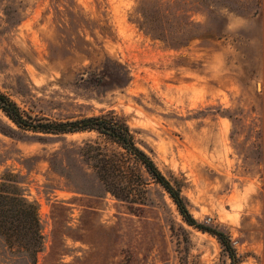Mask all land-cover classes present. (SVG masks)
I'll return each instance as SVG.
<instances>
[{
	"label": "rangeland",
	"instance_id": "374dc122",
	"mask_svg": "<svg viewBox=\"0 0 264 264\" xmlns=\"http://www.w3.org/2000/svg\"><path fill=\"white\" fill-rule=\"evenodd\" d=\"M140 6L171 14L188 45L141 29ZM0 91L52 120L122 116L239 264H264V0H0ZM4 126L0 183L36 205L37 264H229L158 184L140 207L108 192L82 155L97 133L23 131L0 111ZM9 263L28 258L0 239Z\"/></svg>",
	"mask_w": 264,
	"mask_h": 264
},
{
	"label": "trees",
	"instance_id": "16d2710c",
	"mask_svg": "<svg viewBox=\"0 0 264 264\" xmlns=\"http://www.w3.org/2000/svg\"><path fill=\"white\" fill-rule=\"evenodd\" d=\"M136 15V23L141 29L169 47L177 49L187 46L192 39L188 38L186 43H180L177 39L173 41L172 34L184 31V28L175 26L171 14L140 6ZM0 111L17 129L23 131L44 134L85 131L97 133L101 141L87 140V147L83 148L82 155L91 161L108 192L131 207H140L147 200L148 184L151 181L158 184L171 198L185 223L214 236L229 259V264L240 263L228 232L200 222L192 215L181 193V186L166 177L152 157L137 144L133 131L122 116L114 111H106L75 119L52 120L23 110L1 91ZM0 131L10 136L16 133L10 126L0 127ZM7 180L13 182L12 184L15 182L12 179ZM5 184L0 183V239L11 254L24 253L28 264H37V254L44 246V235L36 205L28 201L22 193L4 189Z\"/></svg>",
	"mask_w": 264,
	"mask_h": 264
}]
</instances>
